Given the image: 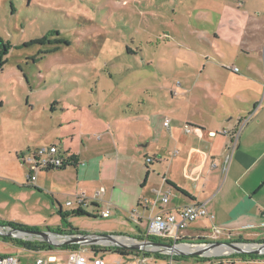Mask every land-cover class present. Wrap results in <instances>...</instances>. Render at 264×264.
I'll return each instance as SVG.
<instances>
[{
	"label": "rangeland",
	"instance_id": "1",
	"mask_svg": "<svg viewBox=\"0 0 264 264\" xmlns=\"http://www.w3.org/2000/svg\"><path fill=\"white\" fill-rule=\"evenodd\" d=\"M233 3L237 0H0V37L11 45L0 58V220L38 229L62 223L49 193H57L53 178L66 171L38 174L49 185L45 190L26 187L29 173L21 160L10 164L11 174L5 176L10 149L27 155L26 147L52 142L65 147L72 133L75 141L70 145L79 144L81 134L97 141L95 133L105 135L104 124L112 130L117 120L123 122L135 111L163 116L173 101L170 90L178 83L189 86L192 66L200 65L204 54L210 63L246 73L250 58L237 43L214 38L223 27L221 10L227 13L231 8L224 5ZM58 199L70 217L73 208L66 202L74 196L65 193ZM110 211L107 217H75L72 225L81 234L126 233L125 228L115 229L118 210ZM230 236L210 228L188 230L180 243L230 242L244 249L262 248L257 255H264V232L259 239ZM2 238L0 254H17L19 248ZM222 248L227 250L214 248L204 258L211 263L264 264L263 259L228 258L238 252L226 244L216 247ZM51 253L62 254L57 248ZM18 255L31 263L32 257L48 253ZM92 256L88 254L89 260ZM104 260L127 264L115 253H105Z\"/></svg>",
	"mask_w": 264,
	"mask_h": 264
},
{
	"label": "crops",
	"instance_id": "2",
	"mask_svg": "<svg viewBox=\"0 0 264 264\" xmlns=\"http://www.w3.org/2000/svg\"><path fill=\"white\" fill-rule=\"evenodd\" d=\"M233 4L224 5L231 8L227 13L221 10L225 14L220 21L223 27H219L214 38L224 37L228 43H237L241 54L250 58L244 68L246 73H241L238 67L234 71L227 65L210 63L204 54L203 62L192 66L195 74L186 83L189 86L183 88L178 83L170 90L173 101L167 104L169 110L163 116L146 117L135 111L123 122L117 120L112 130L104 124L105 135L95 133L97 141L81 134L79 144L70 145L75 141L72 133L66 136L70 140L67 138L69 144L65 147L63 142L50 143L57 144L74 160L63 169L38 173L66 171L63 176L53 178L57 180V193H49L58 216L59 209L64 211L58 201L60 196L67 193L75 197L103 187L100 206L85 209L90 214L87 216L95 217L92 215L95 210L108 204L119 213L114 218L115 229L125 228L124 234L130 236L143 231L148 218L158 211L169 212L189 203L204 205L214 218H199L186 231L215 226L230 237L261 236L264 232V63L260 58L264 59V0H237ZM218 54L221 59L223 53ZM165 119H169L167 127ZM15 150L10 149L6 157L7 177L10 164L24 155L20 149ZM147 157L154 161L147 164ZM38 174L34 186L26 184V187L38 191L49 187ZM167 189L171 194L163 204L157 191ZM142 199L155 204L142 206ZM134 208L139 209V223L124 220ZM75 217L78 216L67 218L69 228L81 232L72 225ZM47 227L66 226L60 223ZM213 263L221 264L222 260Z\"/></svg>",
	"mask_w": 264,
	"mask_h": 264
},
{
	"label": "built area",
	"instance_id": "3",
	"mask_svg": "<svg viewBox=\"0 0 264 264\" xmlns=\"http://www.w3.org/2000/svg\"><path fill=\"white\" fill-rule=\"evenodd\" d=\"M234 71L238 68L233 67ZM249 119V118H248ZM164 125H169V119H165ZM21 161L24 166L27 167L29 173V186H34L37 174L40 171H47L52 169H60L68 166L72 163L66 153L62 152L57 144H49L47 146H41L33 150H28L27 155L21 157ZM154 161L153 158L147 157L146 163L150 164ZM105 189L99 188L93 193L82 192L74 197V200H68L66 206L73 208V211H83L86 215L85 209H89L95 206H100L102 202L101 196L104 194ZM160 196V201L166 204L169 200L170 190L157 191ZM154 202L148 199H142L140 205H151ZM95 217H107L110 215V206L107 204L105 208L95 210L92 214ZM128 218L139 223L141 215L138 208H134L129 213ZM199 218H207L212 220L214 215L211 214L204 205L198 203H189L183 207L175 210L164 212L158 211L154 215L150 216L147 220V225L143 231L137 233V236H130L127 234H110L114 241L105 238V235H97L93 233L81 234L80 231H72L70 228H60L59 232L53 231V229L47 227L44 231L47 232L48 237L46 242L41 236L33 235L20 230L16 231V234L12 237L16 240H20L24 243L32 242L33 247L30 245L17 246L18 253L23 252L31 253H48L46 257L34 256L31 263L22 260L21 256L17 254H0V264H105L104 254L115 253L120 258H124L127 264H177L175 257L180 256L178 252L167 247L172 245L182 250L193 251L201 249L213 242H202L203 244L186 245L180 243L183 233ZM12 227L0 224V236L11 232ZM212 233H219V228L212 226ZM41 230V229H40ZM85 236L83 242H71L64 244L73 238ZM4 237V236H3ZM150 237L160 238V242H153ZM60 243V247H56L51 243ZM154 243V245L149 244ZM205 243V244H204ZM139 248H130L125 246H136ZM67 246V247H66ZM218 247V246H217ZM60 250L62 254L54 255L51 252L54 249ZM59 248V249H58ZM216 249V247H214ZM212 248L211 250H213ZM92 253L93 256L89 260L88 254ZM125 256H122L121 254ZM153 253H160L166 256L165 261H159L154 258ZM210 251L200 257L204 258L208 256ZM202 264H217V263H202Z\"/></svg>",
	"mask_w": 264,
	"mask_h": 264
},
{
	"label": "trees",
	"instance_id": "4",
	"mask_svg": "<svg viewBox=\"0 0 264 264\" xmlns=\"http://www.w3.org/2000/svg\"><path fill=\"white\" fill-rule=\"evenodd\" d=\"M11 47L10 43L8 41H4L1 37H0V58L1 56H3L5 53V49L6 48H9ZM70 160L72 161L71 164L74 163V160L72 158H70ZM66 167V166H65ZM64 168V167H63ZM63 168H60V169H63ZM59 207V206H58ZM60 208V207H59ZM59 213V216L61 217V222L63 225H65L66 227H71L70 224L68 223V220L67 218L69 217V214L66 213V212H62L61 209H59L58 211ZM86 214L83 212V211H72V214L71 216H85ZM0 224L2 225H7V226H10L14 229H18V230H27V231H37V230H40L38 228H32V227H26V226H22V225H17V224H13L11 222H6V221H1L0 220ZM72 231H78L76 228H70ZM53 231H56V232H59V228H54ZM4 241H11V243L15 244L16 246H22V245H30L33 247V244L35 243H32V242H28V243H24L20 240H16V239H13V238H9V237H3L2 238ZM150 240H152L153 242H160L161 239L160 238H157V237H150L149 238ZM67 247V246H66ZM122 256H125L123 253L121 254ZM154 255V258L156 260H159V261H165L166 260V256L165 255H162L160 253H153ZM239 258V259H250V260H256L257 258H263L264 259V255H257V254H253V253H235L231 256H229L228 258ZM176 261H188V260H193L195 261L197 264H202V263H211L210 260L206 259V258H202L200 256H183V255H180V256H176L175 257Z\"/></svg>",
	"mask_w": 264,
	"mask_h": 264
},
{
	"label": "water",
	"instance_id": "5",
	"mask_svg": "<svg viewBox=\"0 0 264 264\" xmlns=\"http://www.w3.org/2000/svg\"><path fill=\"white\" fill-rule=\"evenodd\" d=\"M16 231H18L17 229H12L11 232H8L6 234H4L3 236L4 237H12L16 234ZM22 232H27V233H30V234H33V235H39L41 236L46 242H48L47 240V237H48V234L46 231L44 230H37V231H27V230H20ZM105 238L111 240V241H114L113 237L111 235H105L104 236ZM85 239V236L82 235L81 237H77V238H73L69 241H66L64 242V244H69L71 242H83ZM51 243V242H49ZM52 245L56 246V247H60L61 244L60 243H51ZM149 244H152L154 245V243H149ZM222 244H226L227 246L233 248L235 251H237L238 253H253V254H259L261 253V249H256V250H250V249H244L242 247H239L238 245L234 244V243H220V242H213L212 244L210 245H207L206 247L204 248H201V249H197V250H193V251H186V250H182V249H179L177 247H174V246H170L168 245L167 247H169L170 249H173L175 250L176 252H178L180 255H183V256H201V255H204L206 254L208 251H210L212 248L214 247H217L219 245H222ZM125 247H130V248H139L138 245L136 246H125Z\"/></svg>",
	"mask_w": 264,
	"mask_h": 264
},
{
	"label": "bare ground",
	"instance_id": "6",
	"mask_svg": "<svg viewBox=\"0 0 264 264\" xmlns=\"http://www.w3.org/2000/svg\"><path fill=\"white\" fill-rule=\"evenodd\" d=\"M227 249H225V248H222V249H215L214 251L216 252V251H220V252H224V251H226Z\"/></svg>",
	"mask_w": 264,
	"mask_h": 264
}]
</instances>
